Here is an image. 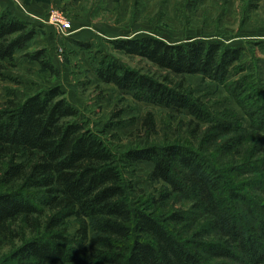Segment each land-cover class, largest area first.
<instances>
[{"label":"trees","instance_id":"obj_1","mask_svg":"<svg viewBox=\"0 0 264 264\" xmlns=\"http://www.w3.org/2000/svg\"><path fill=\"white\" fill-rule=\"evenodd\" d=\"M35 35L33 23L0 10V76ZM110 46L159 71L109 56L97 77L136 101L184 113L187 143L118 152L103 134L123 124V108L94 130L59 87L9 95L0 102V264H264V61L246 64L244 46L219 40L142 37ZM256 46L264 52V41ZM27 55L54 71L44 51ZM187 75L225 87L250 125L232 110H211L185 85ZM156 127L150 111L139 132L146 139ZM138 161L153 163L151 179L165 185L134 201L125 171Z\"/></svg>","mask_w":264,"mask_h":264},{"label":"rangeland","instance_id":"obj_2","mask_svg":"<svg viewBox=\"0 0 264 264\" xmlns=\"http://www.w3.org/2000/svg\"><path fill=\"white\" fill-rule=\"evenodd\" d=\"M7 4L14 6V13L5 8ZM0 10H10L36 27L35 37L17 52L15 60L3 62L0 102L9 95L24 99L59 87L79 110L80 119L94 130L104 129L112 112L123 108V124L109 127L103 134L118 152L129 147L187 143L189 135L183 124L189 117L136 101L116 86L104 84L95 70L109 56L142 72L159 71L146 60L116 52L111 41L142 37H156L169 43L219 40L244 46L246 64L251 60L264 61V52L256 46L264 41V0H0ZM59 15L70 28H62ZM77 41L89 46L82 47ZM37 51L45 52L54 71L28 57V53ZM185 85L217 114L232 110L244 116L245 127L250 125L225 87L198 75H187ZM150 111L155 115L157 132L145 139V131L139 130ZM152 169L153 163L149 161H138L133 168L126 169V178L135 188L134 201L147 200L165 185L151 179ZM76 229L77 224L71 219L70 234L74 236Z\"/></svg>","mask_w":264,"mask_h":264},{"label":"built area","instance_id":"obj_3","mask_svg":"<svg viewBox=\"0 0 264 264\" xmlns=\"http://www.w3.org/2000/svg\"><path fill=\"white\" fill-rule=\"evenodd\" d=\"M58 22L62 25V28H70V24L66 21H64V19L59 15V20Z\"/></svg>","mask_w":264,"mask_h":264},{"label":"crops","instance_id":"obj_4","mask_svg":"<svg viewBox=\"0 0 264 264\" xmlns=\"http://www.w3.org/2000/svg\"><path fill=\"white\" fill-rule=\"evenodd\" d=\"M8 7H9V8L12 10V12H13L14 6H12V5H8V4H7L5 8H8ZM13 13H14V12H13ZM4 62H6V61H4Z\"/></svg>","mask_w":264,"mask_h":264}]
</instances>
